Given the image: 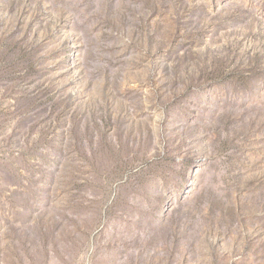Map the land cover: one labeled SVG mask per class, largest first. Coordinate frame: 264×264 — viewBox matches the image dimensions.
I'll return each instance as SVG.
<instances>
[{
    "label": "rangeland",
    "instance_id": "rangeland-1",
    "mask_svg": "<svg viewBox=\"0 0 264 264\" xmlns=\"http://www.w3.org/2000/svg\"><path fill=\"white\" fill-rule=\"evenodd\" d=\"M0 264H264V0H0Z\"/></svg>",
    "mask_w": 264,
    "mask_h": 264
}]
</instances>
